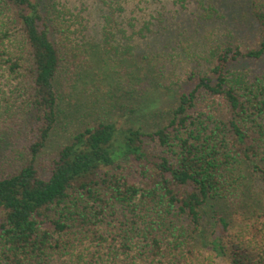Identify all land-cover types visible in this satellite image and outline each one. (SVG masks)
<instances>
[{"label": "trees", "instance_id": "trees-1", "mask_svg": "<svg viewBox=\"0 0 264 264\" xmlns=\"http://www.w3.org/2000/svg\"><path fill=\"white\" fill-rule=\"evenodd\" d=\"M83 1L0 0V264H264V0Z\"/></svg>", "mask_w": 264, "mask_h": 264}, {"label": "rangeland", "instance_id": "rangeland-1", "mask_svg": "<svg viewBox=\"0 0 264 264\" xmlns=\"http://www.w3.org/2000/svg\"><path fill=\"white\" fill-rule=\"evenodd\" d=\"M170 1H172V0H170ZM246 2H244V1H240V4L238 5V8L240 9V10H242V9H245L244 8V4H245ZM85 4H87L88 5V7H90L91 8V5L92 4H94V1L92 0V1H88V0H84L83 2H82V5H85ZM94 7V6H93ZM240 10H237V11H240ZM147 11H151V10H147ZM181 17H182V19H183V23L184 24H187V23H190V24H192V27L190 26V25H188V27H190L191 29H193V27H194V22H193V20L191 19V18H188V17H194V15L193 14H191V10H189L188 8H186V10L184 11V13L183 12H180L179 14L177 13V17H176V19L178 20L179 19V22H181ZM181 22V23H182ZM186 27V26H185ZM155 41L156 42H159V43H162V41H164V39L163 38H156L155 39ZM186 60V59H185ZM193 66V65H192ZM248 66H249V68L250 69H252V71H254V72H262V71H264V59L263 60H261V61H257V62H252V63H248ZM189 69H191V68H189ZM184 72V69H183V71H182V73ZM184 74V73H183ZM186 75H188V74H186ZM164 92V93H163ZM163 92H160L159 94V96H158V99H159V103L160 104H163V105H167L168 103H169V101L171 100V93L170 92H167L166 90H164ZM84 96V95H83ZM91 105V102H88L87 104H82V106L81 107H83V110H82V116H84V118L87 120V114H89V111L88 110H86V108H85V106L87 107V108H92V106H90ZM119 106H120V104H119ZM114 107H117V105H114ZM128 108H129V106H127ZM127 108V109H128ZM114 110H115V108H114ZM113 110V111H114ZM94 117H97L96 115H93ZM75 127H76V124H73L72 126H69V127H67V128H65V129H62L59 133H57L55 136H54V138L58 141V143L57 144H59V143H61V142H63V141H66L67 139H69L70 138V135L73 133V130L75 129ZM51 147V146H50ZM48 148V150H47V152H53L52 151V149L55 147V145L53 146V147H51V148ZM210 259L211 258H209L208 257V253L206 252V251H202L201 253H200V255H199V258H198V263L197 264H208V263H210ZM216 261V260H215ZM220 264H226L225 263V261H222Z\"/></svg>", "mask_w": 264, "mask_h": 264}]
</instances>
